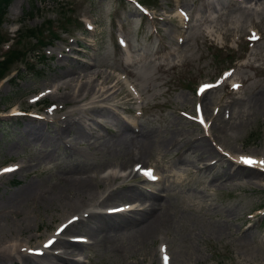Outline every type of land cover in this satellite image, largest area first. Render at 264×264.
<instances>
[{
    "label": "rangeland",
    "instance_id": "rangeland-1",
    "mask_svg": "<svg viewBox=\"0 0 264 264\" xmlns=\"http://www.w3.org/2000/svg\"><path fill=\"white\" fill-rule=\"evenodd\" d=\"M135 1L153 13L154 17H162L164 20L171 18L175 15L177 7L185 11L190 20L184 25L186 29H177L176 23L173 22L168 24L154 20L153 24H150L129 4L113 0H11L0 24V38H12L14 41L0 46V61L10 49L12 50L9 53L14 50L25 53V58L14 62V58L8 57L9 53L5 56L8 60L0 69V100L3 99L0 101V116H5L1 112L6 109V105L1 103L5 98H9L12 107L43 111V117L50 120L65 116L69 122L70 119L78 117L76 123L92 126L97 134L103 136L100 139L92 136L81 138L62 132L61 142L52 139L55 146L43 147L39 142L29 139L24 129L36 124L42 127L46 137L51 138L54 136V124L49 127L40 122L23 119H0V172L5 166H23V173L17 170L0 178V241L16 239L18 243L20 240L24 249L42 245V241L47 240L58 228L65 225V222L70 223L78 217L79 210L71 213L72 210H66L69 204L67 202L51 209L42 202V198H46L59 185L61 187L69 175L91 177L90 180L94 178V182L97 176V180H100V176L106 177L110 174L126 177L125 174L134 163L130 162L131 152H126V157L122 159L113 150L125 148L126 151V144H121L123 140H132L134 144L137 141L139 144L141 138L134 139L132 134H129L118 146L113 144L114 147H110L112 152H108L110 149L105 150L104 143L112 135L107 131H114V124L119 126L125 121L128 125V122L134 121L135 128L129 125L133 135L139 130L148 135V149L143 153L141 162L137 163L142 167L152 166L162 177L154 190L158 196L156 195L153 202L158 203L156 208L166 211L165 218L169 220V230L158 234V238L143 247L135 248H130L127 244L126 236L130 235L129 232L122 233L116 245L122 243L125 248L128 246L127 252L114 253L111 250L96 248V245L81 247L82 251L76 250L79 254V264H160L163 248L170 256V262L167 264H264V174L259 171L256 175H251L249 180L245 177L232 180L221 177V171L228 169L224 160L228 159L226 152H230L232 157L234 154L240 157L247 155L264 161V0H257L256 4L253 1L247 2L248 0H241L240 3L234 0ZM29 12L31 16L26 15ZM209 18L211 21L216 18V21L211 23ZM80 20L89 22L93 31L84 34ZM149 25L155 27L156 37L149 35ZM250 28L258 29L261 39L252 49L245 51L241 41ZM62 29H66V32H61ZM180 30L183 32L182 42L178 43L176 35ZM210 30L214 31V34L222 32V35L223 30L226 33L219 41H212L213 33L210 34ZM235 30L240 41L236 52L229 46L235 36ZM54 32L58 35L51 48H41L38 54L32 52L39 44L43 45L54 36ZM116 33L125 39L127 51L131 56L128 58L129 64L114 44L113 35ZM30 35L39 43L36 44L35 40L28 37ZM83 42L87 45H82ZM231 45L234 46L232 43ZM68 47L72 49L71 52H63L67 51ZM24 65L28 67L25 69ZM68 67L73 68L80 76L86 69L97 73L92 82L93 87H96L91 93L100 92L102 85L103 91L105 87L108 89L109 93L104 96L107 100L100 105L103 107L105 104L103 108L107 110L112 108L106 118L101 119L98 114L92 116L93 113L82 114L79 110L74 111L77 107H88V92L76 97L78 103L72 101L64 104L56 99L55 86L65 76L75 78L78 75H62V71ZM232 67L234 73L231 79L239 81L242 86L235 93L228 91L224 86L209 92L203 101L200 100L201 105H206L208 109L207 116L204 114L207 126L204 133L180 113L192 114V105L196 101L193 90L198 83L210 81L221 70L233 69ZM16 69L21 71L20 74L17 73V77ZM115 72L122 73L132 83L137 91L139 104H136L138 100L131 99L125 93L117 82ZM11 79H14L13 82H9ZM13 91L15 94H12ZM61 92L62 89L59 93ZM38 100L49 107L46 108L44 104L33 106ZM100 121H103L104 125L99 126ZM226 121L232 123L234 131L229 132V129L224 132L229 135L224 138L221 127ZM184 134L186 140H191L194 145L204 139L216 153L221 151L222 155L223 152L224 158L220 155L212 157L201 154V151L189 145L171 151L164 147L169 139H180L179 143L186 141ZM222 138L225 141H221ZM66 146L70 148H65ZM135 147L137 149V144ZM224 149L227 150L223 151ZM218 157L221 162L217 161ZM208 160L209 164L213 160L216 162L207 166ZM130 176L125 178L124 183L129 181L121 186L140 187L138 178ZM112 181L97 186V195L104 193L108 188L118 187L120 182ZM28 182L33 183V188L23 190ZM54 185L58 186L53 189ZM20 191L24 192L21 194ZM31 195L36 196L34 201L29 197ZM39 196L41 197L37 198ZM150 198L152 197L138 195L132 201H137L135 205H145L149 203ZM94 201L86 203L91 206ZM124 202L114 201L97 210L104 213ZM256 208L261 210L253 214L252 211ZM87 209L92 208H83L85 211ZM248 215L252 217H246ZM77 226L79 225L76 224L72 228ZM67 234L68 232H65L60 237L75 235L73 232ZM114 235L115 233H109V236ZM90 236L81 239L91 244L95 235ZM129 239L133 240L131 236ZM161 244L162 248L159 246ZM123 245L121 246L124 247ZM58 248V251L62 250L60 246L55 249ZM6 264L11 263L6 261Z\"/></svg>",
    "mask_w": 264,
    "mask_h": 264
},
{
    "label": "bare ground",
    "instance_id": "bare-ground-1",
    "mask_svg": "<svg viewBox=\"0 0 264 264\" xmlns=\"http://www.w3.org/2000/svg\"><path fill=\"white\" fill-rule=\"evenodd\" d=\"M253 1L254 4H256L257 0H248L247 2H251ZM253 4V3H252ZM253 4V5H254ZM259 4V3H258ZM255 6V5H254ZM258 7V6H257ZM256 7V8H257ZM255 8V9H256ZM218 9V8H217ZM253 9V8H252ZM216 17V16H215ZM202 18V17H201ZM203 19V18H202ZM201 19V20H202ZM205 19V17H204ZM216 19V18H215ZM212 20V21H216V20ZM165 21V20H164ZM203 21V20H202ZM205 21V20H204ZM208 21V20H207ZM209 21H211V18H209ZM208 21V22H209ZM211 21V23H212ZM198 22V20H197ZM199 24L201 22H198ZM215 23V22H214ZM213 23V25H214ZM165 24V23H164ZM173 24H175L173 22ZM207 24V23H206ZM210 26V24H209ZM216 28V26H215ZM230 28V27H229ZM235 29V27H233ZM178 29V27H177ZM206 29V28H205ZM209 29V27H208ZM214 29V28H213ZM233 29V30H234ZM238 30L240 28H237ZM207 30V29H206ZM219 30V28H218ZM216 30V31H218ZM221 30V28H220ZM226 30V29H225ZM224 31V33H226ZM231 30V29H230ZM237 30V32H238ZM228 31V30H226ZM232 31V30H231ZM236 31V30H235ZM241 31V30H240ZM176 32V31H175ZM205 32V31H204ZM211 32V30H210ZM208 32V33H210ZM214 32V31H213ZM219 32V31H218ZM206 33V34H208ZM217 33V32H215ZM222 33V32H220ZM223 33V34H224ZM211 34V33H210ZM222 34V35H223ZM225 35H228V34H225ZM209 36V35H208ZM175 37V36H174ZM211 37V35L209 36ZM224 38V37H222ZM168 43V42H167ZM179 43V42H178ZM68 56V55H67ZM61 62V61H60ZM66 63V62H65ZM129 64V63H128ZM127 68V66L125 67ZM78 74L74 71L73 68L71 67H68L67 69H65L64 71H62V75H68V74ZM89 73V74H88ZM75 76V75H74ZM96 76H97V73L96 72H93V71H88L87 69L85 70V73H82V75L80 76L79 74L77 76H75V78L72 77H66L57 85L55 86V89H54V96L56 95L57 96V100L58 101H62V103L65 104V102H74V103H78V101H76V97L80 96V95H83L82 93L83 92H88L87 94L90 95L89 97V102H88V107L87 108H82V107H77L74 109V111L76 110H79L82 112H85V114H92L93 115H101V119L102 117L103 118H106V115L108 114V111H110L109 109H112V108H109L111 107V105L108 107L109 109L107 110V108H103L105 106V104H103L104 106L103 107H100L101 105V102L104 103L107 98L104 97L105 94L108 92V89L105 87L104 91L102 90L103 89V85H102V89L100 88V92H92L91 93V90L94 89L95 87H93L92 85V82L96 79ZM110 78V77H109ZM98 79V78H97ZM109 82V80H108ZM105 85L107 84L106 82H104ZM112 84V83H111ZM118 84V83H117ZM119 85V84H118ZM108 86V85H107ZM112 86V85H111ZM114 86V85H113ZM110 87V86H109ZM120 87V85H119ZM63 90V92L59 93L60 90ZM69 91H66L65 90H68ZM113 89V88H112ZM111 89V91H112ZM118 90V89H117ZM116 90V91H117ZM115 91V89H114ZM113 91V92H114ZM122 90H121V94H122ZM109 93V92H108ZM107 93V94H108ZM126 93V92H125ZM112 94V93H111ZM124 94V93H123ZM86 95V94H85ZM114 95V94H113ZM117 95V94H115ZM114 95V96H115ZM120 95V94H119ZM118 95V97H119ZM206 95V93H204L202 96H201V100H203L204 96ZM88 97V95H86ZM108 96V95H107ZM122 98V97H121ZM80 99V98H79ZM84 99V97H83ZM113 99V97H112ZM78 100V99H77ZM87 100V99H86ZM123 100V99H122ZM80 101V100H79ZM110 101V99H109ZM107 101V102H109ZM119 101V100H118ZM117 101V103H119ZM125 101V100H124ZM112 102V101H111ZM122 102V101H121ZM260 102V101H259ZM115 103V102H114ZM256 104V103H255ZM63 105V104H62ZM77 105V104H75ZM85 105V104H83ZM115 104H113L114 106ZM127 105V104H126ZM125 105V106H126ZM108 106V105H107ZM112 106V107H113ZM116 106V105H115ZM124 106V105H123ZM122 106V108H123ZM129 106V104H128ZM127 106V107H128ZM86 107V106H85ZM114 108V107H113ZM117 108L118 105H117ZM116 108V109H117ZM105 109V110H104ZM202 109H203V113L205 114V116H207L206 114L208 113V109L206 107V105H203L202 106ZM101 110H104V111H101ZM130 110V109H129ZM17 111L16 107H13L12 110H11V113ZM78 111V112H79ZM128 111V110H127ZM73 112V111H72ZM77 112V111H76ZM75 112V113H76ZM111 113V112H110ZM114 113H115V110H114ZM10 114V113H9ZM77 114V113H76ZM80 114V112H79ZM83 114V113H82ZM218 114V113H217ZM63 115V114H62ZM73 114H71L72 116ZM78 116V115H77ZM82 116V115H81ZM80 116V117H81ZM89 116V115H88ZM116 116V115H115ZM119 116V115H118ZM68 117V116H67ZM219 117V116H217ZM75 118V117H74ZM70 119V120H73V121H70L69 122L65 119L61 120L60 122L57 121L59 123V125H56L54 128H53V134L54 135L53 137H46L45 135V132L43 131L42 127L41 126H37L36 124L32 125V126H27L25 127V133L27 134V136H29V139H32V140H35L37 142H39L43 147H46L47 145L52 147V146H55V142H53L52 139H54V141H58V142H61L63 139L61 138V133H71L73 136H77V137H81V138H85L86 136H92L94 137L95 139L96 138H101L102 136L97 134L95 132V130H93L91 127H87L85 126L84 124H80V123H76V119H78V117H76V119ZM82 118V117H81ZM84 118V117H83ZM100 118V117H99ZM95 119V118H94ZM115 119V118H114ZM121 119V117L119 118ZM216 119V118H215ZM229 119V118H228ZM226 119V120H228ZM81 121V119H79ZM85 120V119H84ZM118 120V119H117ZM123 120V119H122ZM223 120V119H222ZM83 121V119H82ZM99 121V120H98ZM119 121V120H118ZM31 122V121H30ZM29 122V123H30ZM56 122V121H55ZM79 122V121H78ZM107 122V121H106ZM121 122V121H119ZM95 123V122H94ZM109 123V122H107ZM111 123V122H110ZM117 123V122H115ZM134 123V121H133ZM133 123H129L128 122V125L126 124L125 121H122L121 124L122 125H119L117 126L116 124L113 125V129L114 131H107V132H110L112 135L110 136V138L108 140H105L107 141L106 143V149L105 150H109L110 147H114V145H117L119 144V142L125 138H127V135L129 134H132V138H141L139 139L140 141V145L137 143V141H135L137 144V149H136V157L139 159L138 161H140L143 153L148 149V145L146 143L147 141V134L145 133H142L140 130L136 133V135L134 136L133 133H132V129L130 130V126L132 128H134L133 126ZM104 125L103 121L99 122V126L100 125ZM205 124V123H204ZM62 125V126H61ZM86 125H88L86 123ZM107 125V124H106ZM130 125V126H129ZM232 123H228V122H224V124L222 125L221 127V130H222V137L225 138V136H229L228 134L224 133V132H227L229 129V132H233V127L231 126ZM50 127V126H49ZM96 128V127H95ZM106 128V127H105ZM111 128V126H110ZM49 129V128H48ZM112 129V128H111ZM65 130V131H64ZM128 131V133H127ZM24 133V132H23ZM104 133V132H103ZM101 134V133H100ZM185 136V134L183 135ZM190 136V134H189ZM26 137V136H25ZM130 137V138H131ZM179 137V136H178ZM191 137V136H190ZM193 137V136H192ZM194 138V137H193ZM222 138L221 141H225V139ZM77 139V138H75ZM91 139V138H90ZM177 139V138H176ZM187 139V137L185 136V140ZM65 140V139H64ZM74 140V139H73ZM180 140V139H179ZM178 140V141H179ZM194 140V139H193ZM76 141V140H75ZM96 141V140H95ZM124 142H122L121 144L125 143L126 144V151H125V148L124 149H115L113 151L116 152V155H119L122 159H124L126 157V152H128V149L130 147V145H133V141H128L127 139L126 140H123ZM177 140L174 139H169L168 142L165 144V148L168 150V151H171V150H177L179 147L183 146V145H189L190 147H193L195 148V150L197 151H201V154H207L208 156H212V157H215L217 155H220V152L219 154L216 153L212 147H210L205 141L204 139L199 141L198 144L196 143L194 145V143H192L191 140H186V141H183L182 143H179ZM198 141V140H196ZM78 141H76L77 143ZM101 142V141H100ZM99 142V143H100ZM227 142V141H226ZM97 143V142H96ZM66 144V143H64ZM101 144V143H100ZM99 144V145H100ZM103 144V145H104ZM114 144V145H113ZM120 144V145H121ZM101 145V146H103ZM194 145V146H193ZM225 145V144H224ZM223 145V146H224ZM93 146V145H92ZM91 146V147H92ZM96 146V145H94ZM99 146V147H101ZM221 146H222V143H221ZM123 147H125L123 145ZM65 148H68L67 146ZM70 148V147H69ZM89 148V147H88ZM94 148V147H93ZM105 148V147H104ZM136 148V147H135ZM134 148V149H135ZM182 148V147H181ZM186 148V147H185ZM224 148V147H223ZM75 149V148H74ZM73 149V150H74ZM215 149V148H214ZM180 150V149H179ZM227 149H224L223 151H225ZM186 151V150H184ZM234 151V150H232ZM70 152V151H69ZM74 152V151H73ZM106 151H104L105 153ZM108 152H112L111 149L108 151ZM174 152V151H173ZM183 152V151H182ZM76 153V152H75ZM135 153V152H134ZM226 152V156L228 157V159H225L222 155L224 154L222 152V155L221 158L225 160V162H227V167L228 169H223L221 171V177H226V178H229V179H241V178H250L251 175H256L259 171L263 172L264 170L261 168V166L259 164H256L255 166H245L243 164H241V157L238 156V155H235L232 157V154L229 152ZM128 154V153H127ZM131 154V153H130ZM70 155V154H69ZM204 157V156H203ZM207 157V156H206ZM242 157H248L247 155L246 156H242ZM211 158V157H210ZM217 158V157H216ZM250 158H253V157H250ZM128 159V158H127ZM219 159V157H218ZM254 160L256 161H262L261 159L259 158H253ZM211 160V159H210ZM133 161L135 162V159H133ZM133 161H130V162H133ZM136 161V162H138ZM209 161V160H208ZM207 161V162H208ZM217 161H220L217 160ZM129 162V163H130ZM135 162V163H136ZM141 162V161H140ZM221 162V161H220ZM128 163V164H129ZM207 164V163H206ZM209 164V162H208ZM125 165V164H124ZM132 165V164H131ZM28 166V165H27ZM25 166V167H27ZM201 166V165H200ZM211 166V165H210ZM120 167V165H119ZM9 168L8 166H5L2 168V172H0V178L2 177V175H5L7 173L4 172V169H7ZM18 168V167H17ZM122 168V167H121ZM124 168V167H123ZM126 168V167H125ZM202 168H204V166H202ZM211 169V168H210ZM213 169V168H212ZM23 166L19 168V171L23 173ZM26 171V170H25ZM213 171V170H212ZM14 172V170L12 171ZM10 172V173H12ZM203 172V171H202ZM210 172V171H209ZM9 174V173H8ZM17 174V173H16ZM264 174V173H263ZM12 176V175H11ZM9 177V176H7ZM98 177V176H97ZM96 177V178H97ZM129 177V176H127ZM127 177H124L122 178L120 175H108L106 177H102L100 176V180H97L95 178V181L94 182V178H92L93 180H90L91 177H81V176H75V175H69L68 177H66V179H64V183L63 185H59L58 188H56L55 191L49 193V195L45 198L43 197L42 199V202L47 206L49 207L50 209L51 208H55L57 206H63L67 203H69L66 207V210H72L70 211L71 212H75V211H78L80 212V215H78V217L75 218L74 222H70V223H66L65 222V225H63L62 227L58 228V230L56 232H54V234L52 236H50L46 241H44V245L45 243L53 238V244H59L61 245V251L59 252V254H55L57 256H52L51 258V255H53L54 253H52V250H49V251H46V249L43 247H37V248H22L23 245L20 243V240H18L16 243V239H11V240H5L4 241H0V264H6V261H10V263L14 264L16 262L20 263V264H79V259L77 258V254L76 253V250H80L82 251L83 248L81 247H92L93 245H96L97 247L96 248H103V249H106V251L108 250H111L112 252H119V251H123V252H127V249L130 247V248H135V247H143L144 245H146L147 243L153 241L156 239V237L158 238V234L160 233H163V232H166L167 230H169V220H167L165 217H167V214H166V211H162V208H156L158 205V203H154L153 200L154 198L156 197V194L155 195H151V203H148L146 204L145 206L141 207V208H135V211L132 212L131 215H121V214H113L111 215L112 213L109 212V213H100L97 209H99L100 207L107 205L108 203H113L114 201H125L124 204H133L135 201H132L133 199H135L138 195H142V192L140 190H138L135 186H121V184H125L126 182H128L126 180V182L124 183V180L125 178ZM131 177V176H130ZM133 177V176H132ZM220 177V176H218ZM134 178V177H133ZM130 179V178H129ZM136 179V178H135ZM262 179V178H261ZM1 180V179H0ZM4 180V179H3ZM2 180V181H3ZM119 181V185L118 187L116 188H112V189H106V191H104V193L102 192V194H100L99 196L97 194L99 193H96L95 190L97 188V186H99L100 184H104V183H107L108 181ZM132 180V179H131ZM254 180V179H253ZM259 180V179H258ZM112 181V182H113ZM215 181V180H214ZM226 181V180H225ZM242 181V180H241ZM33 182V181H32ZM32 182H28L26 185H25V188H23V190H28L30 189V187L33 186V183ZM253 182V181H252ZM217 183H220V182H217ZM260 183V182H259ZM62 184V183H61ZM225 184V183H224ZM228 184V182H227ZM254 184V183H253ZM109 185V184H108ZM217 185V184H215ZM220 185V184H219ZM218 185V186H219ZM257 185V184H256ZM58 186V185H54V187H52L53 189ZM107 186V185H106ZM112 186V185H111ZM217 186V187H218ZM222 186V185H221ZM35 187V185H34ZM115 187V186H114ZM224 187V186H222ZM259 187V186H258ZM33 188V187H32ZM104 188V187H103ZM220 188V187H219ZM51 191V190H50ZM21 194L24 192V191H20ZM20 192L18 194H20ZM40 192H42L40 190ZM95 192V193H94ZM94 193V194H93ZM17 194V195H18ZM32 194V193H31ZM34 194V193H33ZM38 194V193H37ZM17 195H15V198H17ZM47 195V194H46ZM158 196V195H157ZM30 198L33 199V201L35 200L36 196L35 195H31L29 196ZM41 196L37 197V198H40ZM146 197V196H145ZM158 198V197H157ZM14 199V198H13ZM21 199V198H20ZM24 199V198H23ZM93 200H95L91 206H88L86 202H92ZM128 200V201H127ZM130 201V202H129ZM30 202V201H28ZM137 202V201H136ZM135 202V204H136ZM20 203V202H19ZM32 203V202H31ZM65 203V204H64ZM21 204V203H20ZM26 204V203H25ZM35 204V203H34ZM122 204V203H121ZM13 205V204H12ZM112 206V205H110ZM109 206V207H110ZM92 208V209H87V211L83 210V208ZM117 207V206H115ZM130 209V207H128ZM165 208V207H164ZM16 210V209H15ZM92 210V211H91ZM65 211V210H64ZM17 212V211H16ZM27 212V211H26ZM63 212V211H62ZM76 212V213H78ZM55 213V212H54ZM1 215V214H0ZM28 215V214H27ZM26 215V216H27ZM70 215V214H69ZM22 216H24L22 214ZM24 220V218H23ZM27 221V220H26ZM4 222V221H3ZM18 222V221H17ZM14 223V222H13ZM64 223V222H63ZM78 224L79 226L72 228V226ZM12 225V224H11ZM13 226V225H12ZM74 229V230H72ZM14 230V229H13ZM65 232H68V234L71 232H73V234H75L74 236H70L69 238L71 240H67V239H61L60 236L63 235ZM129 232V233H128ZM109 233H115L114 237L112 236H109ZM122 233H128L130 234L128 237L126 236L127 238V244L128 246L125 248V245H123L121 243V245H123L124 247H122L121 245H116V242H118L120 240V236ZM67 234V235H68ZM94 234L95 236V240H92V242H90L91 244H87V243H82L83 242V239H81V237H85V239L87 238L86 236H89L91 237L90 235ZM161 235V234H160ZM125 236V235H124ZM131 236V239H133L132 241H130V239L128 240V238H130ZM88 237V238H89ZM133 237V238H132ZM33 238V237H32ZM68 238V237H67ZM125 238V239H126ZM7 239V238H6ZM18 239V238H17ZM27 239V238H26ZM31 239V238H30ZM91 238H89L90 240ZM94 239V238H93ZM0 240H1V237H0ZM29 240V239H28ZM27 240V242H28ZM56 240H61V242H57ZM122 240V239H121ZM123 241V240H122ZM125 241V240H124ZM87 242V241H86ZM121 242V241H120ZM125 243V242H124ZM103 245V246H101ZM55 246V245H54ZM29 247V246H28ZM31 247V246H30ZM42 249V251H40ZM54 249V248H53ZM94 249V248H93ZM39 250V255L37 254H34L35 251ZM87 250V249H86ZM28 252V251H31L32 254H26L24 252ZM79 255V254H78ZM82 255V254H81ZM89 256V255H88ZM51 259H50V258ZM84 257V256H83ZM44 258H47V259H50V261L47 262V260L45 261ZM84 260V259H83ZM9 263V262H8Z\"/></svg>",
    "mask_w": 264,
    "mask_h": 264
},
{
    "label": "trees",
    "instance_id": "trees-1",
    "mask_svg": "<svg viewBox=\"0 0 264 264\" xmlns=\"http://www.w3.org/2000/svg\"><path fill=\"white\" fill-rule=\"evenodd\" d=\"M10 2H11V0H0V24H1L2 18L4 17L5 12H6L7 8H8V6H9ZM30 14H31L30 12L29 13H26V15H28V16H31ZM28 37H30L31 39L35 40V43H39V41L34 36L30 35ZM9 40L14 41L13 39H8L7 37H4V39H1L0 38V46L2 44H4V43L8 42ZM10 50H12V49H10ZM10 50L7 53H5L4 59H2L0 61V69L2 68L3 65L6 64V61L8 60V57L9 58H14V62L20 61L22 59V57H24V53H20V51H17V50L11 51V53H9ZM7 54L9 56L6 58L5 56ZM17 73L20 74V71L17 70ZM11 82H13V81H11ZM17 92H18V90H17ZM12 94H15V91H13ZM1 100H3V99H1ZM1 104H5L6 105V108L7 107H10L12 105L11 99L5 98L4 101Z\"/></svg>",
    "mask_w": 264,
    "mask_h": 264
},
{
    "label": "snow or ice",
    "instance_id": "snow-or-ice-1",
    "mask_svg": "<svg viewBox=\"0 0 264 264\" xmlns=\"http://www.w3.org/2000/svg\"><path fill=\"white\" fill-rule=\"evenodd\" d=\"M254 38L255 37H253V39ZM211 87H212V85H205L204 88L201 89V92H203L204 89L211 88ZM199 111H200V108H199V106H197V112H199ZM200 123L203 124L204 120L201 119ZM240 162H241V164H243L245 166H250V167L251 166H255L256 164H259L261 166V168L264 169V161H256V160H254L253 158H250V157H241V161ZM13 170L14 169L7 168V169H4V172L5 173H9V172H11ZM145 175L149 176L150 178H154L153 173L151 171L146 172ZM112 211L113 212H117V211H120V209H112ZM74 220H75V218H74ZM74 220L72 222H74ZM52 243H53V241H49L48 244L45 245V247H49ZM37 254H39V253H37ZM164 259H165V262L167 264L168 257L165 256Z\"/></svg>",
    "mask_w": 264,
    "mask_h": 264
}]
</instances>
